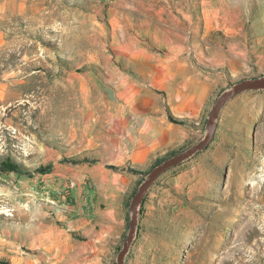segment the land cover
Returning <instances> with one entry per match:
<instances>
[{
  "label": "rangeland",
  "instance_id": "374dc122",
  "mask_svg": "<svg viewBox=\"0 0 264 264\" xmlns=\"http://www.w3.org/2000/svg\"><path fill=\"white\" fill-rule=\"evenodd\" d=\"M0 12V264H117L155 161L207 134L220 94L264 76V0H0ZM133 47L208 93L181 141L145 162L115 159L109 112L173 87H150L148 57L115 54ZM123 264H264V89L225 102L208 145L155 178Z\"/></svg>",
  "mask_w": 264,
  "mask_h": 264
},
{
  "label": "crops",
  "instance_id": "0c3cea01",
  "mask_svg": "<svg viewBox=\"0 0 264 264\" xmlns=\"http://www.w3.org/2000/svg\"><path fill=\"white\" fill-rule=\"evenodd\" d=\"M115 54L148 57L143 62L153 61L155 67L140 73L147 77L150 87L167 90L173 87L164 103L155 96L149 99L129 97L116 102L115 109L112 107L109 112V127L116 142L115 159L145 162L150 156L165 152L181 141L188 126L171 120L169 115L178 120L196 118L207 101V86L199 83L196 73L187 72L182 81H177L175 73L167 69L172 62L159 58L152 60L150 57L156 53L147 47L126 48ZM132 84L135 85V81Z\"/></svg>",
  "mask_w": 264,
  "mask_h": 264
},
{
  "label": "water",
  "instance_id": "95a60500",
  "mask_svg": "<svg viewBox=\"0 0 264 264\" xmlns=\"http://www.w3.org/2000/svg\"><path fill=\"white\" fill-rule=\"evenodd\" d=\"M246 89H264V76L243 79L235 83L232 86V88H230L228 91L220 94L215 99L206 119L207 134L194 145L188 147L187 149L177 154L170 156L166 160L155 165L148 172L146 178L139 184L137 190L133 193L129 203V207L131 211V219L129 223V229L125 237V240L123 242L122 248L117 255V264H123V258L132 242L137 224V205L142 200V197L146 192V190L148 189V187L153 183L155 178L163 171H165L169 167L177 165L178 163L182 162L183 160H185L195 152L204 149L212 139L214 126L221 106L225 102H227L228 100L239 94L241 91Z\"/></svg>",
  "mask_w": 264,
  "mask_h": 264
},
{
  "label": "trees",
  "instance_id": "16d2710c",
  "mask_svg": "<svg viewBox=\"0 0 264 264\" xmlns=\"http://www.w3.org/2000/svg\"><path fill=\"white\" fill-rule=\"evenodd\" d=\"M169 118L175 122H179V123H185L184 120H178V119H174L172 115H169ZM174 154V149H171V150H168L160 159H157L155 161V164H158L162 161V159H164L166 156H169V155H173ZM154 164V165H155ZM5 165L7 166V168L9 170H14V171H20L21 170V166L15 162H12V161H6L5 162ZM115 167V166H114ZM39 171L41 172H44L46 170V166H40L38 168ZM132 171L134 172H139L138 170L136 169H131ZM144 175H146L145 173H143Z\"/></svg>",
  "mask_w": 264,
  "mask_h": 264
},
{
  "label": "bare ground",
  "instance_id": "6f19581e",
  "mask_svg": "<svg viewBox=\"0 0 264 264\" xmlns=\"http://www.w3.org/2000/svg\"><path fill=\"white\" fill-rule=\"evenodd\" d=\"M1 13V12H0ZM15 49V48H14ZM14 51V50H13ZM49 228V227H48ZM50 229V228H49ZM47 233L45 234L46 236H50V234L52 233L51 230L46 231ZM33 234V233H32ZM38 235V234H37ZM43 237L45 236L44 234H42ZM59 236L60 235H55V241L59 240ZM41 237L40 234L38 235V238ZM52 235L50 237H48V239H51ZM54 237V236H53ZM45 238V237H44ZM40 239V238H39ZM54 242V241H53ZM33 245V244H32Z\"/></svg>",
  "mask_w": 264,
  "mask_h": 264
}]
</instances>
